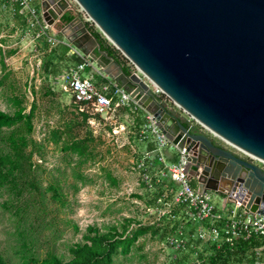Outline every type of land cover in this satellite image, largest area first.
Segmentation results:
<instances>
[{
	"label": "water",
	"instance_id": "water-1",
	"mask_svg": "<svg viewBox=\"0 0 264 264\" xmlns=\"http://www.w3.org/2000/svg\"><path fill=\"white\" fill-rule=\"evenodd\" d=\"M41 1L45 22L61 21L68 5L56 14L51 5L58 0ZM75 1L177 106L241 151L186 126L138 75H126L75 16L70 24L78 25L81 36L71 41L73 48L86 56L97 49L110 60L103 65L108 77L132 92L174 145H185L199 192H222L247 213L263 214L264 166L253 159L264 163V0Z\"/></svg>",
	"mask_w": 264,
	"mask_h": 264
},
{
	"label": "rangeland",
	"instance_id": "rangeland-1",
	"mask_svg": "<svg viewBox=\"0 0 264 264\" xmlns=\"http://www.w3.org/2000/svg\"><path fill=\"white\" fill-rule=\"evenodd\" d=\"M67 5V10L75 12V16H86L75 0H58L51 8L57 14L61 10L59 6ZM89 25L101 33L95 23L90 21ZM61 26V21H56L50 26V33L55 36L53 32L59 33ZM42 50L34 31L25 26L21 17L15 16L11 4L0 2V61H4L0 63V111L13 113L20 105L28 113L34 108L29 150H35L33 160L40 165L30 178L38 189L25 184V178L20 179V195L10 188L0 190V250L8 264L19 263L21 234L28 248L39 257L52 252L67 261L71 259L69 248L83 241L89 227L107 232L116 226L122 232L126 220L136 225L146 223L150 217L145 199L139 197L146 193L137 164L143 155V145L135 141V134L129 138L130 134L120 133L114 138L109 124L98 126L92 121L83 124L70 92L65 89L70 62L61 59L57 51L53 65L45 71ZM171 109L188 120L182 111ZM125 124L131 128L130 123ZM198 126L197 130L227 146ZM72 138L94 139L89 142L93 158L82 167L78 166L76 156L66 157L62 151L64 142ZM77 174L82 178L76 177ZM52 185L63 196V203L52 199ZM216 200L220 201L213 196V201ZM166 238L163 231L142 235L130 253L124 255L118 251L113 264H176L181 253L170 247ZM194 259L188 253L184 264Z\"/></svg>",
	"mask_w": 264,
	"mask_h": 264
},
{
	"label": "trees",
	"instance_id": "trees-1",
	"mask_svg": "<svg viewBox=\"0 0 264 264\" xmlns=\"http://www.w3.org/2000/svg\"><path fill=\"white\" fill-rule=\"evenodd\" d=\"M5 1L6 0H0L2 3L11 4L15 16L21 17L25 26L29 28L25 16L20 13L21 8L19 4L12 2L11 0ZM34 7L38 13L41 12V4L39 3V0H35ZM74 18L75 15L72 12H67L62 16L61 21L63 24H69ZM86 25L100 42L101 49L115 58V60L122 66L126 75H131L132 71L127 65V59L123 58L119 52L113 48L105 38H103L101 33L94 29L93 26L89 25V23ZM36 40L42 43L43 46V69L45 71H49L50 67L53 65V60L57 51L59 52V57L66 62H70L71 66L80 62L79 57L70 53V47L67 45L59 43L55 46L56 48H49L50 44L44 36ZM0 63L4 64V61L1 60ZM89 71L90 69L86 70L87 73ZM94 80L97 83L105 82V80L98 75L94 76ZM1 86L2 82H0V87ZM73 105L78 112L77 114L82 117V123L88 124L89 115L80 112L78 106L74 104V101ZM122 112L130 114L135 121L134 139L143 145L144 150L142 154L152 153L156 148L155 144L151 141H141L137 135V132L146 121L145 112L141 109H138L135 112H129L123 109ZM33 117L34 108L26 113L25 108L20 105L13 113L0 111V190L3 188H10L12 190H17V194L20 195L22 193V190H19L20 179L23 180L25 178L27 179L25 184L38 189L37 184L30 179L40 167V165L33 160L35 150H29V145L32 142L31 135L34 130ZM67 125L68 128H70V124ZM188 125L189 124L186 123V126ZM92 141H94L92 138H72L64 142L62 151L66 157H68V155L76 156L78 158V166L82 167L86 162L93 158L90 149L91 146L89 144V142ZM39 150H41V147ZM142 157L143 155L139 157L138 165H140ZM176 160V158H173L171 161ZM143 162L145 165H152V168H156L157 170L164 167V164L159 162L158 154H155L153 158L145 159ZM145 170L146 167L140 168V172H145ZM76 177L82 178L81 174H77ZM161 179L162 182L155 183V186L152 189H149L141 180V185L146 193L145 196L139 197L145 199L147 207L155 206L156 200L163 193V186L166 184H172L167 178ZM192 185L196 186L197 182L193 181ZM50 191L53 192L52 199L54 201L63 203V196L60 194L57 187L52 185ZM151 217L153 219L152 221H150ZM154 218V215H150L148 219L149 221H146V223H137L136 225L134 224V221L126 220L122 232H119L116 226L110 227L107 232H102L96 227H89L86 234L83 236V241L76 243L69 248L71 259L67 261L52 252L47 253L44 257H39L28 248V245L21 234L19 239L20 247L17 251L20 256L18 264H113L114 257L118 251L124 255L130 253L133 244L140 236L146 235L149 232L152 234H158L160 231H163L164 235L168 237L174 235L176 230L180 229L182 226L179 220H168L166 216H163L160 220ZM196 229L197 225L192 222H188L182 226V232L187 241L185 246L178 250L181 253V257L175 260L176 264L186 263L188 253L195 257L192 262H189L190 264H262V262H264L263 257L257 254L258 249L264 247V236L253 235L249 239L238 238L235 239L232 244L223 241L218 246L217 243L214 244L209 242L204 244L198 237L191 238L192 235L195 234ZM0 264H8V261L1 250Z\"/></svg>",
	"mask_w": 264,
	"mask_h": 264
},
{
	"label": "built area",
	"instance_id": "built-area-1",
	"mask_svg": "<svg viewBox=\"0 0 264 264\" xmlns=\"http://www.w3.org/2000/svg\"><path fill=\"white\" fill-rule=\"evenodd\" d=\"M11 1L19 4L21 8L20 13L25 16L29 29L34 31L35 39L44 36L51 47L62 43L50 33V26L43 18V11L41 10L38 13L34 7L35 0ZM81 11L86 15L81 14V19L86 24L90 21L93 22L82 7ZM67 45L71 47L70 44ZM74 50L77 51L76 49ZM75 54L79 57L80 62L71 66L66 72L65 89L70 92L74 104L78 106L79 111L89 115V122L92 121L93 124L97 123L98 126L109 124L114 138L120 133L130 134V138L132 134H135L132 129L135 127V121L130 114L124 113L122 110L135 112L141 109L145 112L146 121L137 132V135L141 141L153 142L156 148L152 153H144L140 160L138 169L146 167L145 172H141V180L149 189H152L155 183L162 182L161 178H167L172 183L171 185L166 184L163 186V193L156 200L155 206L146 207V211L150 215L155 216L154 219L160 220L163 216H166L168 220H179L182 226L188 222L195 223L197 229L191 238L198 237L204 244L210 242L217 243L219 246L223 241L232 244L238 238L249 239L253 235L264 236V213L249 214L242 209L239 202H231L226 195L225 198H221L222 203L218 206L213 201L212 193L199 192L197 185H192L193 181H196L192 170L193 164L191 158L193 157L188 153L185 145H174L160 131L154 116L147 113L133 98L132 92L125 91L107 75L96 71L91 58L84 56L79 51L75 52ZM127 65L131 68V74L138 75L151 88L153 93L162 99L169 109L175 107L179 111H182L188 120L182 118L183 116L178 117L192 126L193 124L195 126L200 125L192 116L187 114L171 98L165 95L134 63L130 61ZM87 69H90L88 73L86 72ZM95 75L100 76L105 82L97 83L94 80ZM122 118L124 122H120ZM126 122L130 123V129L125 124ZM205 130L209 132L207 129ZM166 148L172 149L174 152L170 157L164 152ZM235 150L238 151L237 149ZM238 152L241 153V151ZM155 154L159 155V162L164 164L162 169L157 170L156 168H152V165H145L143 162L145 159L153 158ZM173 158L177 160L171 161ZM253 160L264 166V163L258 162L257 159ZM201 169L202 167L199 166L198 170L200 171ZM230 203L232 204L230 205ZM182 226L176 230L174 235L168 236L166 239L167 244L176 251L183 248L187 241L182 232ZM263 250L264 247L259 248L257 254L261 256Z\"/></svg>",
	"mask_w": 264,
	"mask_h": 264
},
{
	"label": "crops",
	"instance_id": "crops-1",
	"mask_svg": "<svg viewBox=\"0 0 264 264\" xmlns=\"http://www.w3.org/2000/svg\"><path fill=\"white\" fill-rule=\"evenodd\" d=\"M39 3L42 4V1L39 0ZM67 12H72V11H68L66 10ZM65 11V12H66ZM65 12H63V15L66 14ZM74 15H75V12H72ZM61 29L59 31V33H57L56 31L53 32L55 37L61 41L63 44L67 45V44H70V53L71 54H75V51L74 48H73V45H72V40H75L77 39L79 36H81V33H80V30H79V27L78 25L75 23V24H63L62 21H61ZM57 33V34H56ZM68 46V45H67ZM69 47V46H68ZM76 55V54H75ZM86 56V55H84ZM89 58H91V60L94 62V65H95V68H96V71H99L101 73H104L105 75H107L105 72H104V69H105V66H103L104 64L105 65H110L112 62L108 59H106L104 57L103 54H100L98 52L97 49L94 50V54L93 56H87ZM108 76V75H107ZM173 111V109H170ZM175 112V111H174ZM176 114V113H174ZM196 128H198L197 126H195ZM165 154L167 156H171L174 152L172 149H168L166 148L164 150ZM219 188V187H218ZM213 196H215V198H218L220 201H217L216 200V203L218 204V202H220V204L222 203L221 202V198H225V195L222 193V192H218L216 194H213ZM232 203H230L231 205ZM262 257H264V251H263V254L261 255Z\"/></svg>",
	"mask_w": 264,
	"mask_h": 264
},
{
	"label": "flooded vegetation",
	"instance_id": "flooded-vegetation-1",
	"mask_svg": "<svg viewBox=\"0 0 264 264\" xmlns=\"http://www.w3.org/2000/svg\"><path fill=\"white\" fill-rule=\"evenodd\" d=\"M189 126L192 127V125H190V124H189ZM195 129L197 130L196 127H195ZM197 131L202 132V131H200V130H197ZM212 140H213L216 144H219V143H217L213 138H212ZM219 145L222 146V147H225V146H223V145H221V144H219ZM225 148H226V147H225ZM210 193H211V192H210Z\"/></svg>",
	"mask_w": 264,
	"mask_h": 264
},
{
	"label": "bare ground",
	"instance_id": "bare-ground-1",
	"mask_svg": "<svg viewBox=\"0 0 264 264\" xmlns=\"http://www.w3.org/2000/svg\"><path fill=\"white\" fill-rule=\"evenodd\" d=\"M228 144H230V143H228ZM231 145V144H230ZM237 149V148H236ZM250 156H252V155H250ZM254 157V156H253ZM255 158V157H254Z\"/></svg>",
	"mask_w": 264,
	"mask_h": 264
}]
</instances>
